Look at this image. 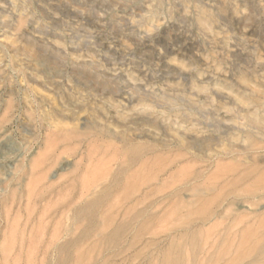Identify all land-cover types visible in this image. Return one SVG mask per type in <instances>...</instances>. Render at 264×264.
<instances>
[{"label": "rangeland", "instance_id": "rangeland-1", "mask_svg": "<svg viewBox=\"0 0 264 264\" xmlns=\"http://www.w3.org/2000/svg\"><path fill=\"white\" fill-rule=\"evenodd\" d=\"M170 257L264 264V0H0V264Z\"/></svg>", "mask_w": 264, "mask_h": 264}, {"label": "bare ground", "instance_id": "bare-ground-1", "mask_svg": "<svg viewBox=\"0 0 264 264\" xmlns=\"http://www.w3.org/2000/svg\"><path fill=\"white\" fill-rule=\"evenodd\" d=\"M125 143H127V146H124L123 148L120 149L121 157H122L121 162H119V164H120L119 169L120 170L118 172L114 173L112 180L115 182L114 187H117L119 191L123 190V196H124L125 200H129L131 202V204L129 205L130 209H136L139 206L138 199L136 198V194L138 191L137 190L138 178H139V174H140L139 169H137L136 166H138L140 164V167H143L144 164L149 163L148 161L150 159L145 157L146 154H145L144 145L136 143L133 140H129L127 138L125 139ZM156 159H158V158L156 157L155 161H156ZM172 162L175 163V159H172ZM208 188L214 189L210 185L208 186ZM201 190L202 189H199V190L195 189V191L200 196V200L203 201L204 197L201 196V194H202V193H200ZM111 192H112V189H110V187L107 186L105 193L102 192V194L96 200H94L90 204H88L87 209L88 210H94L96 207H98L102 203L105 196H108L109 194H111ZM173 260H176V259H174V258L171 259V257H170L168 259V262L166 261L165 264H174Z\"/></svg>", "mask_w": 264, "mask_h": 264}]
</instances>
